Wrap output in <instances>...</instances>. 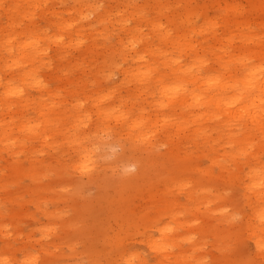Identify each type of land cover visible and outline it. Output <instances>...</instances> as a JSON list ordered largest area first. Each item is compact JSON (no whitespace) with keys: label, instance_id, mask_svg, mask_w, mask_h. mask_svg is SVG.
I'll return each instance as SVG.
<instances>
[{"label":"rangeland","instance_id":"1","mask_svg":"<svg viewBox=\"0 0 264 264\" xmlns=\"http://www.w3.org/2000/svg\"><path fill=\"white\" fill-rule=\"evenodd\" d=\"M37 36L43 61L25 71L40 90L12 65ZM261 61L264 0H0V264H264V131L223 112L264 92L210 91ZM177 62L194 67L202 105L155 104L163 85L195 102Z\"/></svg>","mask_w":264,"mask_h":264},{"label":"bare ground","instance_id":"2","mask_svg":"<svg viewBox=\"0 0 264 264\" xmlns=\"http://www.w3.org/2000/svg\"><path fill=\"white\" fill-rule=\"evenodd\" d=\"M15 33L23 34V33H25V30L15 32ZM40 42H41V38L39 36H37L31 42H29L25 45H23V44L19 45L18 49H19V53L21 55L12 60V63H13L12 65H15L17 67V73H14V74L15 75L16 74L21 75L24 72L22 74L23 82H26L27 79H31V81L28 83H30V85H32V86L39 88V90L41 89L40 86L42 85V80L40 79V74L38 73V70L36 68L32 67L28 71H25V68L32 63V61H33L32 57H37L39 59L38 61H40V62L43 61L42 58L45 55V49L46 48H43L41 46ZM14 48H15V37H10V38H8V40L6 42L5 49L8 51V53H10L14 50ZM135 53H136V51H133V55ZM167 64H169V63H167ZM263 64H264V62L261 61L258 68L255 71H252L250 73V77L246 76L243 79H233L231 82H228V83L216 81L215 84H213V86H216V87H211L210 91L213 92L215 89H218L219 92H221V90H226L227 88H232V89L238 88L240 90V95L245 96L248 93H250L253 90L260 87V89H262V91L264 92V76L260 77V78L256 76V75L261 74L262 71H264V65ZM169 67L171 68L170 64H169ZM193 69H194V67L192 65H185V64L181 65L177 62L176 66L173 69L169 70V73L173 74L175 77L182 78V80L189 81L195 85V88H193L191 90V95H192L191 99H194L195 102H193V103L190 102L189 93H187L186 89L175 87V88L169 90L168 85H163L162 87H160V90H159V94H160L159 98L161 100L159 102H156L155 104L162 107V108H170L172 106L175 108H183V107L190 108V106H192V105H194V106L202 105L203 102H205L204 101L205 96L202 94L195 93L197 91V89H201L202 86L197 85L199 79L197 76H195V74L193 75V73H192ZM11 70H13V67L11 68ZM130 76L132 77V75H130ZM0 80H1V74H0ZM154 81H159V79L156 78ZM161 81H163V80H161ZM0 84H1V82H0ZM2 87H4V86H2ZM3 92L4 93L7 92L9 94V96L11 98V103H13V104L22 103L24 101H27L28 97L30 95L28 91H26L24 93L23 88H19V89L9 91V90H7L6 87H4ZM27 93L29 95L25 96ZM222 101H224V100L221 99V100L215 101V103L219 104ZM225 106H226V110H223V112L227 111V113H228L227 116L229 118L236 116V117L244 118L246 120L248 119V121L252 125H255L260 130L264 131V103L263 102L255 103V101L252 100L251 103L243 104L241 101V98L235 96V97L230 98L229 101H226ZM41 109H42L41 107H37L36 110L38 112H40ZM44 114H47V113H44ZM44 114H42V115H44ZM97 114H98V117H100V118H102L104 116H106L108 118L110 115L113 114V109L108 110V111H104L103 109H99ZM197 119H198V117L197 118L194 117L191 120L187 121V124H195V123H197ZM50 120L51 119L49 117L44 119V121L46 123H48ZM118 120H120V119H118ZM74 121H76V118L74 119ZM158 121H159V119H155L154 123H156ZM150 122H151L150 119H145V120L139 121L137 123H135L133 121L131 126L133 128H135V130L137 131V133L134 135L137 138V140L146 141L149 139V137H147L148 134L144 133V129L150 124ZM75 126H77V124H75ZM137 126L141 127L142 129H137ZM121 127L122 126H119V129L115 132V135L119 134ZM177 127H178L177 129H183V128H185V125L182 126L181 124H177ZM17 129L18 130H32L33 128H32V126L28 127L27 123L22 122L17 127ZM200 130L203 131V128H198V129L196 128L195 129V131H200ZM8 139H9V135L7 133H5L3 140H8ZM82 139H83V137H81V136H77V137L73 138L74 145H76L74 148L75 152H77V149L81 146ZM116 144H117V141L115 138L114 139L113 138H106L103 141L104 149L106 151H108V149H111L112 154H115L114 148H115ZM123 149H125V146ZM127 149L128 148H126V150ZM128 150H130V149H128ZM83 152H84L83 158H87L89 151H87L85 149V150H83ZM156 241L157 240L153 241V243H155L154 246L156 248H160L161 251L162 250L165 251L168 249V247H167L168 243L166 242V239H164L163 243H161L160 241L158 243H156ZM148 242H150V240Z\"/></svg>","mask_w":264,"mask_h":264}]
</instances>
